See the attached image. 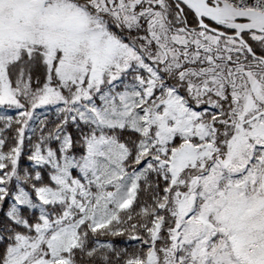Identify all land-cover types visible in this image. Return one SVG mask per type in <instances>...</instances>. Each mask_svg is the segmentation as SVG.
<instances>
[{"label":"snow or ice","instance_id":"obj_1","mask_svg":"<svg viewBox=\"0 0 264 264\" xmlns=\"http://www.w3.org/2000/svg\"><path fill=\"white\" fill-rule=\"evenodd\" d=\"M0 264H264V0H0Z\"/></svg>","mask_w":264,"mask_h":264}]
</instances>
